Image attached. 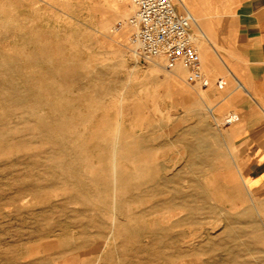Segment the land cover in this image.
Returning <instances> with one entry per match:
<instances>
[{
    "label": "rangeland",
    "instance_id": "rangeland-1",
    "mask_svg": "<svg viewBox=\"0 0 264 264\" xmlns=\"http://www.w3.org/2000/svg\"><path fill=\"white\" fill-rule=\"evenodd\" d=\"M173 2L199 76L137 52L129 0H0V264H264L213 18Z\"/></svg>",
    "mask_w": 264,
    "mask_h": 264
},
{
    "label": "crops",
    "instance_id": "crops-1",
    "mask_svg": "<svg viewBox=\"0 0 264 264\" xmlns=\"http://www.w3.org/2000/svg\"><path fill=\"white\" fill-rule=\"evenodd\" d=\"M199 1L219 42L214 52L225 75L219 84L223 108L236 110L229 130L239 149L240 176L264 214V0Z\"/></svg>",
    "mask_w": 264,
    "mask_h": 264
},
{
    "label": "built area",
    "instance_id": "built-area-1",
    "mask_svg": "<svg viewBox=\"0 0 264 264\" xmlns=\"http://www.w3.org/2000/svg\"><path fill=\"white\" fill-rule=\"evenodd\" d=\"M129 1L131 12L118 20V25L130 27L129 40L137 52L145 58L161 57L168 69L181 65L192 76H199L201 57L191 31V12L179 11L173 0ZM222 83L219 79L218 84ZM233 119L234 115H229L225 121Z\"/></svg>",
    "mask_w": 264,
    "mask_h": 264
},
{
    "label": "bare ground",
    "instance_id": "bare-ground-1",
    "mask_svg": "<svg viewBox=\"0 0 264 264\" xmlns=\"http://www.w3.org/2000/svg\"><path fill=\"white\" fill-rule=\"evenodd\" d=\"M193 20H195V22H196V19H195V17L193 16ZM196 24L198 25V23L196 22ZM181 71H182V69L179 67V66H177V67H175V72H176V74H178V73H181ZM132 156V155H131ZM134 157V156H133ZM132 159H136V158H132ZM131 161H133V160H131ZM136 162H137V160H136ZM160 165L161 164H159V163H155L154 162V159H153V157H150L149 158V160H147V161H145V168H147V171H146V176H147V180H153L155 177H156V175L154 174V169L155 168H159L160 167ZM136 170H137V168H136ZM145 177H143V179H144ZM169 180V179H168ZM141 181V180H140ZM144 182H146V181H144ZM140 183V182H139ZM141 183H142V181H141ZM152 183V182H151ZM148 184H149V182H148ZM148 195V194H147ZM124 221V220H123Z\"/></svg>",
    "mask_w": 264,
    "mask_h": 264
}]
</instances>
